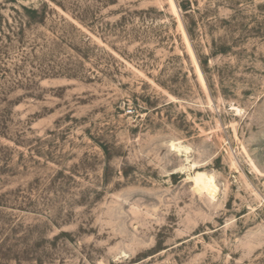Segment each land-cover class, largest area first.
Masks as SVG:
<instances>
[{
  "label": "rangeland",
  "instance_id": "1",
  "mask_svg": "<svg viewBox=\"0 0 264 264\" xmlns=\"http://www.w3.org/2000/svg\"><path fill=\"white\" fill-rule=\"evenodd\" d=\"M182 1L0 0V264H264V0Z\"/></svg>",
  "mask_w": 264,
  "mask_h": 264
},
{
  "label": "trees",
  "instance_id": "2",
  "mask_svg": "<svg viewBox=\"0 0 264 264\" xmlns=\"http://www.w3.org/2000/svg\"><path fill=\"white\" fill-rule=\"evenodd\" d=\"M180 7L182 8V10H184L186 12L187 17H189L188 15V11L191 10V3L190 0H184L180 3ZM264 7V5H263ZM22 10L23 12L21 13V15H19V31H16L10 24V22L6 21L5 23L7 24L8 27V32L4 34H0V100H6V93L9 89H11V87L19 85L20 84V80H18L17 82H15L16 84L13 85H9L8 84V77L9 74L11 72L10 68H8L5 63H4V56L8 55L7 52V44H4V38H7V40L11 41L12 36H19L20 32L23 31L24 29V24L28 23H36V22H42L46 16V5L43 6L42 8H34V7H27V6H22ZM187 28V32L189 34V36L192 38V29L190 26L186 25ZM226 49L222 48L220 50V52H225ZM199 60H200V64L201 67L203 69L204 72H206V65L208 63L207 58H201L199 56ZM3 112V111H2ZM6 122H5V115L4 114H0V134L1 135H6L5 130H6ZM104 149V151H108L107 147H105V145H101Z\"/></svg>",
  "mask_w": 264,
  "mask_h": 264
},
{
  "label": "bare ground",
  "instance_id": "3",
  "mask_svg": "<svg viewBox=\"0 0 264 264\" xmlns=\"http://www.w3.org/2000/svg\"><path fill=\"white\" fill-rule=\"evenodd\" d=\"M177 143L172 142L171 146L173 148H176L178 150H181L179 146L176 145ZM183 151V150H182ZM189 151V150H188ZM184 154V153H183ZM189 154V153H188ZM189 156V155H188ZM187 159V158H186ZM189 160V159H187ZM193 167V166H191ZM215 178L211 176L210 174L205 173L204 171H200L198 173H195V175L192 177V180L195 183V186L200 190L204 192H208L209 194H215L217 190V185L215 183Z\"/></svg>",
  "mask_w": 264,
  "mask_h": 264
}]
</instances>
